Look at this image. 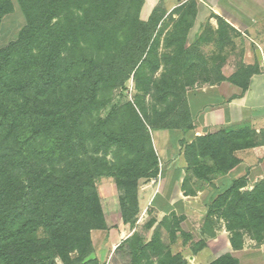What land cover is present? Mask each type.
Returning a JSON list of instances; mask_svg holds the SVG:
<instances>
[{"label": "trees", "instance_id": "16d2710c", "mask_svg": "<svg viewBox=\"0 0 264 264\" xmlns=\"http://www.w3.org/2000/svg\"><path fill=\"white\" fill-rule=\"evenodd\" d=\"M17 1L25 23L0 48V264H48L42 261L47 258L87 264L90 232L107 228L96 180L114 179L122 222L133 227L140 179L156 177L159 162L149 131L158 121L146 120L131 102L105 118L99 110L111 91L135 75L166 16L172 20L168 44L177 47L172 69L193 64L195 55L187 51L193 47L185 40L195 4L168 15L157 5L141 20L143 0ZM13 9L12 0H0V21ZM182 48L187 55L176 57ZM176 103L158 129L192 128L186 95ZM258 138L249 128L196 137L185 147L184 194L196 192L189 188L191 168L196 176L204 169L201 179L209 182L237 164L236 150L261 143ZM245 185L244 178L233 180L206 210L207 218L225 220L234 249L242 246L244 232L264 241V180L252 190H241ZM40 227L43 238L36 234ZM146 249L134 247L133 257ZM166 256L170 263L177 258ZM208 264L236 259L224 254Z\"/></svg>", "mask_w": 264, "mask_h": 264}, {"label": "crops", "instance_id": "0c3cea01", "mask_svg": "<svg viewBox=\"0 0 264 264\" xmlns=\"http://www.w3.org/2000/svg\"><path fill=\"white\" fill-rule=\"evenodd\" d=\"M191 3L195 4L196 14L188 30L189 40L205 22L216 26L215 19H222L241 33L247 46L254 49L247 56L252 60L254 58L257 70L250 76L243 92L225 80L188 90L186 100L192 128L150 131L159 161L158 173L156 177L139 183L140 212L135 222L138 226L127 231L138 230L141 222L148 217V211L154 208L158 216L170 213L183 216L178 231L189 232L193 241L203 240L204 244L200 248L192 250L186 246L180 250L187 264H208L224 254L234 257L236 264H264V241L257 243L247 233H243L242 246L234 249L225 220L215 214L210 216L211 231L205 230V224L209 220L206 219L208 205L230 187L233 180H246V185L241 190H252L258 182L264 180V0H143L139 16L141 20H147L157 5L168 15L175 8L183 10ZM242 128L254 130L262 142L236 150L234 155L238 162L235 166L225 173L217 174L211 181L203 182L200 188L195 189L194 195L184 194L181 185L187 174L186 145L198 136ZM102 206L108 227L107 213L111 211L106 210L104 204ZM114 212H117L121 225L115 231H120L123 239L130 232L122 229L124 223L118 206L114 207Z\"/></svg>", "mask_w": 264, "mask_h": 264}, {"label": "rangeland", "instance_id": "374dc122", "mask_svg": "<svg viewBox=\"0 0 264 264\" xmlns=\"http://www.w3.org/2000/svg\"><path fill=\"white\" fill-rule=\"evenodd\" d=\"M12 2L13 11L4 15L0 21V48L14 41L25 23L18 1L12 0ZM215 20L216 26L205 22L191 40L186 37V46L193 47L187 49L195 55L193 64H188L186 69L178 66L179 70H173L171 58L175 56L174 51L177 50V47L174 44H168V33L166 32L168 29L170 31L172 20L167 16L163 18L162 24L158 27L159 32L154 35L150 43L149 54L136 68L134 76L133 74L130 75L120 88L111 91L109 99L99 110V115L105 118L117 107L126 102H131L146 120L158 121L155 123L156 126L149 128V131L157 130L160 120L173 113L178 106L176 103L178 98L185 96L188 90L196 86L219 83L225 80L242 89L241 85L245 84L248 77L257 70L254 58L252 60L247 56V54L253 53L254 49L247 46L244 36L231 28L224 20L219 18ZM185 55L187 52L185 54L182 48L176 57ZM220 78L224 79L219 81ZM107 158H111V155L108 154ZM190 171L188 173L191 185L189 188L191 190L200 188L204 182L201 179L203 172L206 171L203 169L200 176H196L192 168ZM143 180L140 179V182ZM96 189L101 205L104 204V208L111 212L107 213L109 225L106 229L90 232L93 253L86 258L85 263L185 264L183 258L178 256L180 250L186 246L192 250L200 246L201 241H193L189 232L184 230L179 232L175 228L178 219L180 222L183 216H158L155 214L154 208L148 211V217L141 222L140 228L135 230V235L139 238L137 243L135 242L136 239L131 237L133 232H130V229L138 226V224L133 227L128 223L124 224L122 229L130 233L121 239L123 234L120 231H115L121 225L117 212L113 213L114 207H119L120 193L114 179L112 177L98 178ZM205 230L211 231L210 217L205 224ZM36 234L39 238L46 236L41 227L36 230ZM143 245H146V254L143 255L138 252L133 257L134 247ZM168 252L171 256L177 255L173 263H170V257L166 256ZM75 255L77 254H73V256ZM46 260L43 259L42 261L48 264H63L58 258Z\"/></svg>", "mask_w": 264, "mask_h": 264}]
</instances>
